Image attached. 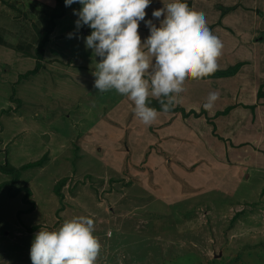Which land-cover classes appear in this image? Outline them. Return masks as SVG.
Here are the masks:
<instances>
[{"label": "rangeland", "instance_id": "1", "mask_svg": "<svg viewBox=\"0 0 264 264\" xmlns=\"http://www.w3.org/2000/svg\"><path fill=\"white\" fill-rule=\"evenodd\" d=\"M14 1L15 8L0 10L1 41L4 37L20 56L16 63L0 53V264H32L30 249L40 230L56 231L81 216L93 219V235L102 245L96 264H264V169L240 170L237 191L224 193L215 184L222 174L214 171L218 174L203 181L212 167L194 165L181 175L192 187L170 204L144 188L143 181L157 179L143 165L133 172L114 154L115 168L107 167L97 146L108 139L88 138L87 131L129 99L115 90H89L100 58L83 68L87 34L71 39L67 34L76 28L74 10L82 6L75 3L70 16L57 19L58 31L67 29L66 35H50L43 71L27 78L47 30L41 25L46 12L61 7L52 9L48 0ZM16 99L24 106L7 112ZM256 150L262 152L264 142ZM215 159L225 162L220 153ZM5 166L20 171L16 183Z\"/></svg>", "mask_w": 264, "mask_h": 264}, {"label": "crops", "instance_id": "2", "mask_svg": "<svg viewBox=\"0 0 264 264\" xmlns=\"http://www.w3.org/2000/svg\"><path fill=\"white\" fill-rule=\"evenodd\" d=\"M33 1L38 2L37 4L43 2ZM183 1L190 9L205 15L210 31L223 44L215 73L228 72L240 64L238 71L234 75L186 80L184 91L174 94L173 105L167 113L162 112L158 99L150 96L149 106L160 112L151 126L140 121L134 113V102L125 99L120 103L118 111L109 110L97 125L87 131L88 138L108 139L97 146L100 148L97 154L101 155L100 159L107 167L115 168L114 154H118L119 159L125 158L122 165L128 161L133 172L137 171V165H143L148 169L146 173H155L157 179L152 183L143 181L144 188L170 204L184 198L183 191L191 185L187 179L181 180V175L194 165L208 164L212 167L213 171L209 174L201 175L203 181L210 175L222 174L215 184L216 189L224 193L237 191L242 183L240 170L264 169V150H256L264 142V0ZM13 2L15 1L0 0L1 12H5L8 7L15 8L16 4ZM61 2V9L66 8L62 18L70 16L74 4L65 7V0ZM173 2L174 0H151L150 6L145 10V20H151L159 27L163 17L155 19L153 11ZM47 3L52 9L59 6L55 0H48ZM46 13L47 16L49 11ZM59 25L57 22L53 33L63 37L67 29L58 31ZM69 31L71 32L67 34L74 33L77 37H82L80 34L83 32L86 36L91 34V29L87 26L79 31L76 28ZM138 32L142 42L150 35L143 21L140 22ZM4 39L3 37L2 41L6 45L0 43V53L8 60L14 58L19 63L20 56L18 58L14 55L11 43ZM85 51L87 60L83 62V68H87L86 63L94 57L91 49L86 48ZM70 65L75 66L71 62ZM52 68L59 71L56 65ZM65 70L73 76L76 74L72 70ZM93 87L94 82H89V90ZM213 91L219 93V99L212 109L206 110L203 106L209 93ZM108 115L110 116L106 118ZM128 122L131 124L128 125ZM127 129L129 133H126ZM217 153L225 159L223 164L218 162L221 161L219 157L218 161L215 159ZM233 165L237 169H231Z\"/></svg>", "mask_w": 264, "mask_h": 264}, {"label": "clouds", "instance_id": "3", "mask_svg": "<svg viewBox=\"0 0 264 264\" xmlns=\"http://www.w3.org/2000/svg\"><path fill=\"white\" fill-rule=\"evenodd\" d=\"M75 3L82 6L73 12L76 30L91 29L83 38L85 46L100 58L93 72L95 89L115 90L134 102V113L146 126L160 115L149 106L150 96L167 113L186 80L211 77L218 68L222 42L205 15L181 0L153 11L155 19L163 17L159 27L145 20L151 0H65L66 7ZM142 21L150 32L143 42L138 32ZM218 99L217 91L210 92L203 107L212 109ZM94 231L93 219L85 216L66 220L56 231L40 230L30 249L32 264H96L102 245Z\"/></svg>", "mask_w": 264, "mask_h": 264}, {"label": "trees", "instance_id": "4", "mask_svg": "<svg viewBox=\"0 0 264 264\" xmlns=\"http://www.w3.org/2000/svg\"><path fill=\"white\" fill-rule=\"evenodd\" d=\"M61 1L62 0H57L58 5L62 4ZM181 2H184V1L181 0ZM65 9L66 8H63V10H62L60 8V11H59V9L58 10H53L50 13H48V15L45 16V18L43 19V23L41 25L42 26H45V28L47 30L40 35L41 36L40 41H39L40 43H39V46L37 48V53L38 54L36 55V58L38 60L36 62L35 68L32 69V70L27 71V73L24 74V77H27L28 78V77H30L32 75H37L42 70V68H43V64H42L43 50H44L46 44L50 41V35L53 33V31H54V29L56 27L57 19L58 18H61L65 14V11H66ZM0 43L3 44V45H6V44H4L3 41H0ZM239 68H240V64H238L236 67L232 68L228 72H224V73H214L212 76H223V75L224 76H228V75H234L238 71ZM19 81H20V79H19ZM16 101H17L16 106H14L13 108H11L7 112L18 111L23 106V103L22 102H18L17 99H16ZM42 164H43V161L42 162H37V163H31V164H28L26 166H23L22 169H27V168H30V167H33V166H39V165H42ZM5 169H6V166H5V168H3V171L6 172L7 174L12 175V177H13V183H16L18 181L19 177H20V171L14 170V168H12L11 171L9 169L8 170L7 169L5 170ZM65 182H66V180H63L59 184V186L56 189V192L57 193H59L60 189L65 185ZM33 230H34V228H31V231H33Z\"/></svg>", "mask_w": 264, "mask_h": 264}]
</instances>
